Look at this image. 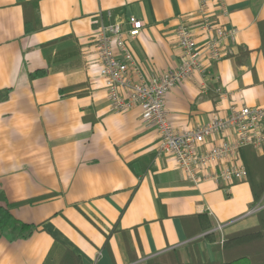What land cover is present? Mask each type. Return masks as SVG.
I'll return each mask as SVG.
<instances>
[{
  "label": "crops",
  "instance_id": "0c3cea01",
  "mask_svg": "<svg viewBox=\"0 0 264 264\" xmlns=\"http://www.w3.org/2000/svg\"><path fill=\"white\" fill-rule=\"evenodd\" d=\"M203 4L231 34L208 76L168 92L181 131L233 107L264 108V0H0V204L38 225L14 240L0 228V264H59L66 248L82 264H137L195 239L203 259L219 260L206 235L256 223L264 195L255 200L251 177L186 180L158 155L140 105L112 109L93 54L100 23L139 19L129 43L147 74H161L180 62L177 27L196 26ZM263 154L264 145L240 158L247 167Z\"/></svg>",
  "mask_w": 264,
  "mask_h": 264
},
{
  "label": "built area",
  "instance_id": "2783aa9c",
  "mask_svg": "<svg viewBox=\"0 0 264 264\" xmlns=\"http://www.w3.org/2000/svg\"><path fill=\"white\" fill-rule=\"evenodd\" d=\"M201 9L202 18L196 26L182 23L177 27L180 62L161 74H147L129 43L143 27L139 19L131 18L128 27L120 22L100 23L93 54L112 109L122 112L140 105L145 126L156 128L160 134L159 156L174 159L190 182L210 179L229 186L249 175L240 158L242 148L264 145V108L233 107L229 113L185 131L173 126L167 111V94L171 89L195 74L208 76L209 63L224 57L222 40L231 31L212 19L204 4ZM196 29L202 32V41ZM224 229L223 223L215 227L220 233Z\"/></svg>",
  "mask_w": 264,
  "mask_h": 264
},
{
  "label": "trees",
  "instance_id": "16d2710c",
  "mask_svg": "<svg viewBox=\"0 0 264 264\" xmlns=\"http://www.w3.org/2000/svg\"><path fill=\"white\" fill-rule=\"evenodd\" d=\"M39 73L41 71L35 72L33 76ZM252 147L251 145L244 146L241 152L244 153L246 149ZM247 169L251 177L255 200L259 201L264 195V154L258 158V161H254L252 166L247 164ZM1 198H3V192L0 190ZM12 205L9 202L4 205L0 204L2 233L10 240L30 237L38 225L14 218L11 213ZM201 217L205 218V215H201ZM256 218V223L253 225L226 232L222 244L219 242L218 234L206 235V237L213 235L214 239L217 240L215 248L219 249L222 254L219 260L203 259L197 247L200 239H195L185 249H172L144 263L137 264H264V208L257 212ZM203 225H207V223H203ZM59 264H82V261L72 250L66 248Z\"/></svg>",
  "mask_w": 264,
  "mask_h": 264
},
{
  "label": "rangeland",
  "instance_id": "374dc122",
  "mask_svg": "<svg viewBox=\"0 0 264 264\" xmlns=\"http://www.w3.org/2000/svg\"><path fill=\"white\" fill-rule=\"evenodd\" d=\"M263 198H264V196H263ZM262 208H264V199L262 200V202H261V204H260V209H262ZM260 209H258V211L260 210ZM257 211V212H258ZM221 235H219V242H221L220 244H222L223 242H224V239H225V237H224V235H225V232L224 233H220ZM187 246H185V247H183V248H180V249H185Z\"/></svg>",
  "mask_w": 264,
  "mask_h": 264
}]
</instances>
